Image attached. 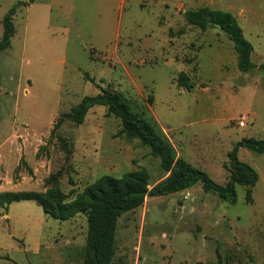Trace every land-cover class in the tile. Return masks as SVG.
<instances>
[{
  "label": "rangeland",
  "instance_id": "1",
  "mask_svg": "<svg viewBox=\"0 0 264 264\" xmlns=\"http://www.w3.org/2000/svg\"><path fill=\"white\" fill-rule=\"evenodd\" d=\"M246 3L258 23L248 31L242 14L239 23L258 66L264 0H238ZM16 5V33L0 55V194H44L56 177L73 199L105 175L139 168L150 188L163 181L161 161L106 107L90 109L82 124L66 117L106 89L120 92L176 158L222 185L229 152L242 139H264V70L241 72L223 31L186 24L183 11L210 0H0V41ZM181 72L191 91L178 86ZM238 158L259 175L251 203L243 185L236 203L201 183L148 197L119 218L113 264H264V156L242 147ZM87 231L81 213L58 221L33 201L0 207V264H84Z\"/></svg>",
  "mask_w": 264,
  "mask_h": 264
},
{
  "label": "trees",
  "instance_id": "2",
  "mask_svg": "<svg viewBox=\"0 0 264 264\" xmlns=\"http://www.w3.org/2000/svg\"><path fill=\"white\" fill-rule=\"evenodd\" d=\"M18 7L19 5H16L10 9L3 19L4 33L0 41V55L11 47V38L16 33L14 17ZM184 16L187 25L199 28L203 32L209 28H219L223 31L234 44L238 54V69L241 72L248 73L256 67L264 70V62L259 66L253 62V45L244 35L232 13L203 7L188 10ZM170 34L174 36L175 33L170 31ZM178 34L183 35L184 30H179ZM178 86L191 91L194 84L187 73L181 72ZM96 106L106 107L109 115L122 122L123 131L128 136L138 138L150 147L151 155L161 161L162 168L169 174L163 181L150 188L149 172L145 168H139L125 173L120 178L105 175L88 185L73 199L63 193L56 177L50 179L49 182H52L53 186L44 194L34 192L0 194L1 208H6L14 202L33 201L38 203L48 216L58 221H68L79 213L85 215L88 220V231L84 264H113L119 218L143 206L148 197L183 192L201 183L205 192L215 193L221 200L229 203L237 201V185L247 186V201L249 203L253 201L251 189L256 186L259 175L252 166L239 160L238 153L240 148L244 147L264 156V139H243L229 152L230 179L222 185L213 181L201 169L176 158L170 144L148 120L132 111L120 92L106 89L97 95L86 96L66 117L82 124L89 110Z\"/></svg>",
  "mask_w": 264,
  "mask_h": 264
},
{
  "label": "crops",
  "instance_id": "3",
  "mask_svg": "<svg viewBox=\"0 0 264 264\" xmlns=\"http://www.w3.org/2000/svg\"><path fill=\"white\" fill-rule=\"evenodd\" d=\"M196 0H193V3H195ZM246 1V0H245ZM210 7V9H214V10H222V11H227V12H230L232 13L238 20V22L241 23V20H240V14H242V18L244 21H246V19L248 18V21L246 23H248L247 25L248 26L246 28H248L247 30L250 31L252 26L258 21H256L254 19V13L257 12L255 8H251V5L250 4H238V0H210V5H208ZM208 7V8H209ZM189 10H197V9H194V8H189ZM188 10H184V14L187 12ZM236 14V15H235ZM245 15V16H244ZM247 15V16H246ZM240 16V17H239ZM243 21V22H244ZM239 23V24H240ZM241 26V25H240ZM242 28V27H241ZM243 29V28H242ZM244 32V30H243ZM244 35H245V32H244ZM246 36V35H245ZM247 38V37H246ZM248 39V38H247ZM234 45V44H233ZM254 48V47H253ZM230 53H231V57H232V60L234 61H237V65H238V54L235 50L234 47H230ZM253 54H255V51H253ZM261 62L263 63L264 62V57L262 58L261 56ZM261 64V63H260ZM259 64V65H260ZM258 65V66H259ZM243 128V127H242ZM243 140V139H242ZM242 148V147H241ZM240 148V149H241Z\"/></svg>",
  "mask_w": 264,
  "mask_h": 264
},
{
  "label": "built area",
  "instance_id": "4",
  "mask_svg": "<svg viewBox=\"0 0 264 264\" xmlns=\"http://www.w3.org/2000/svg\"><path fill=\"white\" fill-rule=\"evenodd\" d=\"M239 125H240L241 127H245V126H246V122H245V121H242V122L239 123Z\"/></svg>",
  "mask_w": 264,
  "mask_h": 264
}]
</instances>
